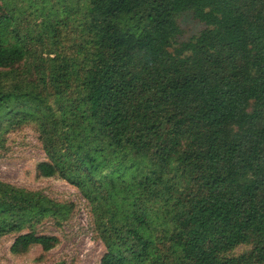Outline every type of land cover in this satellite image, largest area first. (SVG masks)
<instances>
[{"label": "trees", "instance_id": "16d2710c", "mask_svg": "<svg viewBox=\"0 0 264 264\" xmlns=\"http://www.w3.org/2000/svg\"><path fill=\"white\" fill-rule=\"evenodd\" d=\"M18 1L0 0V131L32 125L37 173L86 195L100 264H264V0ZM186 11L204 28L170 51ZM66 209L0 181L14 254L54 247L34 226Z\"/></svg>", "mask_w": 264, "mask_h": 264}, {"label": "rangeland", "instance_id": "374dc122", "mask_svg": "<svg viewBox=\"0 0 264 264\" xmlns=\"http://www.w3.org/2000/svg\"><path fill=\"white\" fill-rule=\"evenodd\" d=\"M13 2L16 7L24 8L18 0ZM80 18V15L75 16V20ZM176 20L181 33L168 48L170 51L178 44L192 39L204 28L191 11L179 14ZM65 29L70 33L76 30L68 26ZM70 44L66 43L67 50H72ZM0 132V181L39 191L67 206V216L59 222L46 217L34 226L38 234L58 238L57 244L48 251L33 245L23 253L14 254L10 248L20 232L0 231V264H100L105 247L99 238L97 216L86 195L60 175L44 177L37 173V164L46 158L38 133L32 125L24 124L20 128L2 129ZM243 249L238 248L236 253Z\"/></svg>", "mask_w": 264, "mask_h": 264}]
</instances>
